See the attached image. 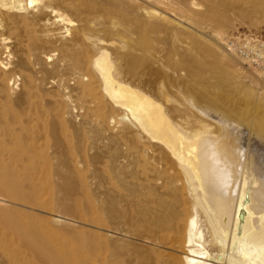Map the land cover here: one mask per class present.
<instances>
[{"label":"rangeland","instance_id":"rangeland-1","mask_svg":"<svg viewBox=\"0 0 264 264\" xmlns=\"http://www.w3.org/2000/svg\"><path fill=\"white\" fill-rule=\"evenodd\" d=\"M165 1L164 5L157 0H52V5L76 25L69 38L35 50L40 59L34 67L15 65L22 56L16 44L18 35L28 37L30 29L21 25L10 32L12 42L7 54L12 67L0 78V120L4 115L14 118L13 106L30 129L22 131L16 124L14 134H0V236L10 240L12 251L4 254L0 247V264H53L40 259L20 238V231L42 233L43 241H52L64 251L80 249L81 230L105 233L91 222L94 196L104 211L110 203L121 208L125 202L107 188L109 184L99 167L119 154L129 161L128 174L137 177L142 170L137 141L131 136L119 139L95 124V104L79 89L81 81L91 80V72L84 63L61 60L65 44L86 45L89 39L102 40L119 76L127 83L140 88L175 116L194 120L206 110L227 125H240L241 132L260 144L256 158L264 159L262 74L222 43L231 33L264 38V0ZM193 2L199 5L195 8ZM172 8L184 14L185 22ZM150 12H158L161 17ZM34 28L42 34L39 24ZM48 53L56 54L49 62L44 59ZM31 73L35 86L28 99L24 75ZM29 102H33L32 108ZM43 123L38 129L37 125ZM76 162L77 169L73 165ZM29 164L36 169H30ZM57 168L70 181L72 196L59 189L65 176ZM126 178L137 180L127 174ZM204 233L210 240L211 230L205 227Z\"/></svg>","mask_w":264,"mask_h":264},{"label":"bare ground","instance_id":"bare-ground-1","mask_svg":"<svg viewBox=\"0 0 264 264\" xmlns=\"http://www.w3.org/2000/svg\"><path fill=\"white\" fill-rule=\"evenodd\" d=\"M157 2L167 4L165 0ZM198 5L192 3L195 8ZM174 12L180 21L186 19L181 11ZM150 14L161 17L158 12ZM38 24L43 29L41 35L34 28ZM21 25L29 28L31 35H18L16 44L22 56L15 65L34 67L40 59L35 50L69 38L76 23L54 7L52 0H0V78L12 67L7 54L12 42L9 34ZM105 44L94 38L86 45L65 44L61 60L87 65L91 80L81 81L79 89L95 104V124L119 139L131 136L137 141L142 170L137 177L128 174L129 161L119 154L99 167L107 188L125 205L115 207L113 202L104 211L94 196L91 222L105 233L81 230L79 250L64 251L52 241H43L42 233L35 230L20 231V238L40 259L53 264H264V159L255 155L260 144L241 132L240 125H227L213 112L203 110L204 115L194 120L167 112L119 76ZM54 55L46 54L45 61H52ZM24 78L26 96L31 99L35 77L31 73ZM11 109L14 118L1 117L0 134H14L16 124L28 131L29 126L13 106ZM218 125L221 129L214 128ZM43 126L37 125L38 129ZM246 140H250L247 145ZM73 165L77 169L78 163ZM28 167L36 169L34 164ZM126 174L136 182L128 181ZM59 189L68 196L73 194L66 176ZM205 227L211 230L210 240L205 238ZM0 247L4 254L12 252L4 235Z\"/></svg>","mask_w":264,"mask_h":264},{"label":"built area","instance_id":"built-area-1","mask_svg":"<svg viewBox=\"0 0 264 264\" xmlns=\"http://www.w3.org/2000/svg\"><path fill=\"white\" fill-rule=\"evenodd\" d=\"M223 45L238 55L248 67L259 70L264 82V38L259 35L231 33L223 39Z\"/></svg>","mask_w":264,"mask_h":264}]
</instances>
